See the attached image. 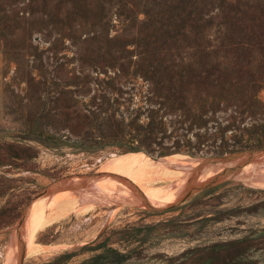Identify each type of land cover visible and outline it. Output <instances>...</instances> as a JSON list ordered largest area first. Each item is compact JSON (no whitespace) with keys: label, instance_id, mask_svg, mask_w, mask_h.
<instances>
[{"label":"rangeland","instance_id":"rangeland-1","mask_svg":"<svg viewBox=\"0 0 264 264\" xmlns=\"http://www.w3.org/2000/svg\"><path fill=\"white\" fill-rule=\"evenodd\" d=\"M159 24L183 25L180 43L175 26L167 37ZM223 24H264V0H0V264L14 248L6 230L53 181L98 172L121 156L177 155L112 140L89 146L87 128L106 120L103 109H119L129 121L134 108L146 107L150 87L135 76L145 72L142 58L187 56L190 38L219 42ZM243 179L178 206L69 212L37 230L40 252H26L22 264H264V188Z\"/></svg>","mask_w":264,"mask_h":264},{"label":"trees","instance_id":"trees-1","mask_svg":"<svg viewBox=\"0 0 264 264\" xmlns=\"http://www.w3.org/2000/svg\"><path fill=\"white\" fill-rule=\"evenodd\" d=\"M159 25L167 37L175 26L180 43L183 25ZM199 28L190 26L196 37L203 35ZM223 29L219 42L190 38L187 45L194 52L187 56L142 58L145 72L135 76L150 87L146 107L134 108L129 121L119 109H103L106 120L87 128L89 146L100 139L121 141L160 157L264 147V24H223Z\"/></svg>","mask_w":264,"mask_h":264},{"label":"bare ground","instance_id":"bare-ground-1","mask_svg":"<svg viewBox=\"0 0 264 264\" xmlns=\"http://www.w3.org/2000/svg\"><path fill=\"white\" fill-rule=\"evenodd\" d=\"M187 158V156H183L181 154L169 156L159 161L147 157L144 154H132L117 157L102 166V169L98 172L105 173L110 178H114L116 181L118 180L117 182L125 190L116 189V187L110 185L109 181L111 180H108L101 182L104 186L106 185V188L99 186L97 183L95 185L97 189H86L84 192L62 189L57 193H48L45 197L39 198L32 204L30 211L28 212L23 232V237L27 241V243H25L27 244V255L30 256L38 249H41L33 242V237L37 230H42L41 228L51 225V223L57 221V219L60 220L61 217L66 216L65 214L68 215L69 212L72 213V211L79 212L82 209L83 212H90L97 206L100 207L101 205L112 202V199L115 198L122 201L128 199L133 201L132 194L127 193L129 191L132 192V190L126 186V183L120 182L119 178L126 180L130 187L138 189L154 205L161 206L176 202L180 198V189L185 184L188 172L187 168H189L188 166H197V163L187 161ZM166 177H171L170 184L175 185L174 187H167L162 190H151L145 186V182L147 180H156L158 178L165 179ZM212 177L213 173L210 172L207 176H203L201 180L205 181ZM240 178H244L243 181L247 185L264 188V163L254 164L253 167L251 165L247 166ZM104 182H106V184ZM98 189H101L102 192L106 194H110L112 191H116V193L107 197L106 195L99 193ZM98 193L101 197H99ZM120 195L125 197H120ZM126 196H129V198ZM10 244L11 248L14 247L15 249L13 248L11 250V254L7 257L6 264H16L18 258L16 254L17 246L14 244V241ZM46 249L44 247V250ZM48 249H50V247Z\"/></svg>","mask_w":264,"mask_h":264},{"label":"water","instance_id":"water-1","mask_svg":"<svg viewBox=\"0 0 264 264\" xmlns=\"http://www.w3.org/2000/svg\"><path fill=\"white\" fill-rule=\"evenodd\" d=\"M166 158V157H165ZM159 161L161 159H154ZM187 161L197 163V166H188V172L186 176L185 184L180 189V198L175 202L176 205H181L185 203L187 200L192 198L193 195L198 194L207 189L213 188L221 183L228 181H242L240 176L245 170V168L251 164H262L264 163V147L254 148L250 150H245L242 152L226 154L217 157L205 158V157H188ZM210 172L213 173V177L208 180L202 181L201 178L203 176H207ZM109 176L105 173L101 172H90V173H81V174H71L60 178L58 180L53 181L48 187L41 192L36 199L24 210L21 218L17 222V224L11 229L6 230L11 233L10 242L8 247L12 241L17 246V262L16 264H22L25 256V242L23 237V232L25 228V224L27 221L28 212L32 204L38 200L39 198L45 197L48 193H57L62 189L65 190H74L76 192H84L86 189L95 188V185L98 183L99 186L104 187L103 181H108ZM104 179V180H103ZM117 179V178H116ZM123 182V181H120ZM101 183V184H99ZM106 186V185H105ZM128 186V185H126ZM108 187V186H107ZM132 192H127L132 194L133 201L128 200H119L117 198L112 199V202L107 203L101 206H131V207H141L144 209H157L163 208L164 205L158 206L152 204V202L147 199L138 189L135 187H130ZM110 189V188H109ZM98 192L109 197L110 195H114L116 191H112L110 194H106L102 192L101 189H98ZM98 193L99 197L101 195ZM119 195V194H118ZM106 197V198H107ZM120 197H125L120 195ZM129 198V196H126ZM111 200V199H109ZM7 259V257H6ZM6 263V260H5Z\"/></svg>","mask_w":264,"mask_h":264}]
</instances>
